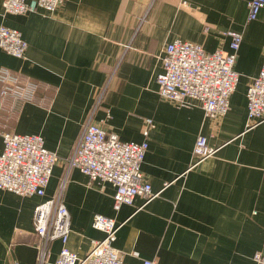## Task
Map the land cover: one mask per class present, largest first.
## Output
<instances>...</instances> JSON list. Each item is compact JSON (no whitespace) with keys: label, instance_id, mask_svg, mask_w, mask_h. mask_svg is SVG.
<instances>
[{"label":"crops","instance_id":"crops-1","mask_svg":"<svg viewBox=\"0 0 264 264\" xmlns=\"http://www.w3.org/2000/svg\"><path fill=\"white\" fill-rule=\"evenodd\" d=\"M2 1L0 26L19 31L27 50L22 60L0 50V70L42 87L13 117L0 113V130L41 136L60 162L43 198L0 190V264H38L33 210L55 192L88 123L122 142L147 141L141 172L159 195L115 212L114 188L72 169L63 199L71 252L84 257L103 239L92 228L94 215H103L120 225L114 247L123 264H254L256 252L264 255V124L247 126L246 99L264 61V8L248 22L251 0H68L51 13L10 16ZM229 32L242 35L239 81L222 120H206L195 101L179 107L159 96L167 44L228 53ZM146 119L152 126L144 136ZM199 135L216 153L194 166ZM60 249L53 242L43 264H54Z\"/></svg>","mask_w":264,"mask_h":264},{"label":"built area","instance_id":"built-area-1","mask_svg":"<svg viewBox=\"0 0 264 264\" xmlns=\"http://www.w3.org/2000/svg\"><path fill=\"white\" fill-rule=\"evenodd\" d=\"M68 0H3L5 15L23 16L38 9L54 12ZM264 0L248 3L247 21H254ZM229 52L216 50L206 53L200 45L175 40L167 44L161 57L162 71L156 77L159 96L179 107L190 101L198 103L204 118L217 123L229 111L230 98L236 90L239 76L234 70L237 51L242 36L229 32ZM0 50L22 60L27 44L19 31L0 26ZM42 85L8 69L0 70V113L13 117L26 102H36V92ZM247 126L264 124V61L258 76L247 88ZM110 116L107 113L106 119ZM143 135L147 136L152 120L146 119ZM3 151L0 154V190L20 197L45 196L52 170L60 162L57 155L45 148L39 135H17L0 130ZM148 143L122 142L114 133H108L101 125L88 123L72 153L65 161L66 174L57 185L51 198L35 206L32 226L37 238L38 264L47 258L50 245L59 241L61 249L54 264H123V257L114 247L120 225L109 217L94 215L92 228L103 233V239L92 241L84 257L71 252L68 239L71 231L70 217L63 203L69 171L77 169L90 183L110 184L114 188L112 209L118 212L122 206H132L140 197L147 204L159 193L141 172V164ZM216 150L207 145V139L199 135L193 148V165L214 156ZM254 264H264V255L256 252ZM142 264H153L144 260ZM229 264V263H224Z\"/></svg>","mask_w":264,"mask_h":264},{"label":"bare ground","instance_id":"bare-ground-1","mask_svg":"<svg viewBox=\"0 0 264 264\" xmlns=\"http://www.w3.org/2000/svg\"><path fill=\"white\" fill-rule=\"evenodd\" d=\"M56 11V10H55ZM241 35V34H240ZM242 36V35H241ZM198 45V44H197ZM241 45V44H240ZM240 48V47H239ZM239 51V50H238ZM238 51H237V53H238ZM236 58H237V55H236ZM235 63H236V59H235ZM234 67H235V64H234Z\"/></svg>","mask_w":264,"mask_h":264}]
</instances>
